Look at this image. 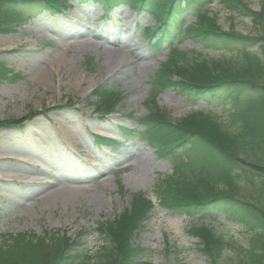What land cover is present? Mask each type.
Wrapping results in <instances>:
<instances>
[{"label":"rangeland","instance_id":"1","mask_svg":"<svg viewBox=\"0 0 264 264\" xmlns=\"http://www.w3.org/2000/svg\"><path fill=\"white\" fill-rule=\"evenodd\" d=\"M244 1L258 10L260 0ZM209 13L224 31L255 33L248 18L225 11L218 0ZM153 26L150 16L136 15L127 7L106 12L96 4H72L61 13H42L16 33L0 35V63L22 76L21 81H0V120L27 118L16 127L0 129V234L27 232L41 237L61 230L74 239L83 231L78 251L91 254L105 242L99 224L127 208L129 195L143 193L154 209L137 240L145 250L141 261L205 264L195 251L197 241L187 231L206 226L231 244L220 263L239 264L247 242L240 225L221 216L171 215L159 207L154 188L158 180L171 175V167L138 134L143 130L138 120L148 114L145 101L153 76L167 57L165 47L153 51L144 39V28ZM177 44L180 50L195 51L209 60L228 56L203 50L190 39ZM123 49L138 67H123L126 70L118 73L120 60L126 58ZM109 62L114 65L108 67ZM97 87L119 89L126 95L114 114L98 118L86 107ZM156 105L173 121L196 110L223 120L225 110L217 103L187 101L172 89L158 95ZM49 108L52 111L46 113ZM58 122L81 134L78 143L69 148L58 142ZM87 133L114 140V147H96ZM62 157L71 158L72 171L56 169ZM30 159L34 165L27 164ZM42 167L48 172L41 176L46 180L32 182ZM5 174L20 178L1 179ZM119 187L127 196H120ZM169 220L178 221L180 233L169 226Z\"/></svg>","mask_w":264,"mask_h":264},{"label":"trees","instance_id":"2","mask_svg":"<svg viewBox=\"0 0 264 264\" xmlns=\"http://www.w3.org/2000/svg\"><path fill=\"white\" fill-rule=\"evenodd\" d=\"M70 1L106 9L126 6L155 20L147 37L153 38L155 51L167 47V59L154 75L145 102L148 115L139 120L143 130L138 134L172 169L155 185L159 205L178 216H222L238 223L247 237L239 264H264V0L258 11L243 0H219L225 11L250 18L255 35L222 30L209 14L215 0H0V34L16 32L43 12L60 13ZM184 39L228 56L209 60L182 51L177 43ZM2 79L15 82L21 77L0 63ZM167 89L188 101L222 105L223 120L202 110L171 120L155 103ZM124 99L118 89L99 87L87 106L103 117ZM20 122L0 120V128ZM93 141L113 144L97 137ZM118 191L125 196L121 187ZM152 210L141 193L131 195L119 216L99 224L105 242L90 255L77 250L83 233L75 240L60 231L43 237L0 234V264H152L141 261L144 248L137 243ZM188 234L197 239L196 251L206 264H221L231 246L206 226H193Z\"/></svg>","mask_w":264,"mask_h":264},{"label":"bare ground","instance_id":"3","mask_svg":"<svg viewBox=\"0 0 264 264\" xmlns=\"http://www.w3.org/2000/svg\"><path fill=\"white\" fill-rule=\"evenodd\" d=\"M124 49H128V46H126ZM124 49L122 50V53L126 55L125 59L120 60V67L116 68V72H124L123 70L128 69L129 67H133V69L137 68L138 65H136L134 62L129 61L128 56L129 53H126L124 51ZM139 58V57H137ZM131 64H133V66H131ZM114 65V62H109L108 63V67H111ZM123 67H125L126 69H122ZM58 131L56 134V138L58 140V142L63 145L66 144L69 148L72 147L73 143H78L79 138H81V134L74 131L73 129L68 128L65 124H63L62 122H58ZM80 145V144H79ZM60 147V146H59ZM4 159H7L6 157H4ZM18 161L21 160V156H18ZM71 158L69 157H62L59 160L56 161L55 167L57 165V170H61V171H65V170H69L72 171L73 167L69 166V161ZM32 159H30L27 164H31L34 165V163L30 162ZM53 162V161H52ZM26 163V162H25ZM54 163V162H53ZM39 175H35L33 176L34 178L32 179V182L34 183H42L44 180H46L44 177L45 175H48V172L42 167L41 171H39L38 173ZM20 178V175H14L11 176L10 174H5L1 176V179H13V180H18ZM81 177H78V179ZM77 179V180H78ZM51 196V194H50ZM168 224L171 228H173L175 230V232L180 233L181 230L179 228V223L176 220H169Z\"/></svg>","mask_w":264,"mask_h":264}]
</instances>
